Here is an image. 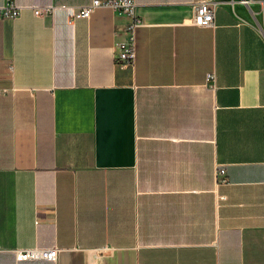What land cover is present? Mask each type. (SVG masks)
I'll return each instance as SVG.
<instances>
[{
	"label": "crops",
	"instance_id": "crops-1",
	"mask_svg": "<svg viewBox=\"0 0 264 264\" xmlns=\"http://www.w3.org/2000/svg\"><path fill=\"white\" fill-rule=\"evenodd\" d=\"M90 2L0 20V264H264V0H133L123 69L126 17L30 9Z\"/></svg>",
	"mask_w": 264,
	"mask_h": 264
},
{
	"label": "built area",
	"instance_id": "built-area-1",
	"mask_svg": "<svg viewBox=\"0 0 264 264\" xmlns=\"http://www.w3.org/2000/svg\"><path fill=\"white\" fill-rule=\"evenodd\" d=\"M246 2V0H242ZM96 7H109L118 14L126 17L123 27L124 38L114 44V61L115 64L123 69L132 67L135 58L134 34L136 28L142 25L140 18L134 13L135 3L133 0H91L89 4L78 7L63 5H42L31 6V12L34 16H53L57 11H66V23L72 24L74 19L87 18L92 10ZM215 4L209 1H198L193 5L192 23L195 26L208 28L214 25ZM20 12V7L14 3V0H3L0 4V20L16 17ZM213 73H207L206 82L213 80ZM224 171L218 169L216 177L219 182H225ZM57 250L39 249L24 250L16 254L18 260L22 259H47L52 260L56 257Z\"/></svg>",
	"mask_w": 264,
	"mask_h": 264
}]
</instances>
